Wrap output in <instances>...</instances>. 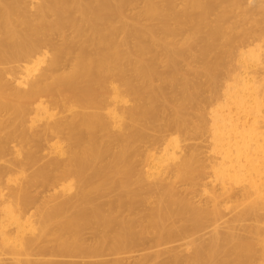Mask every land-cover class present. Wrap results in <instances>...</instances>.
<instances>
[{"label": "bare ground", "instance_id": "1", "mask_svg": "<svg viewBox=\"0 0 264 264\" xmlns=\"http://www.w3.org/2000/svg\"><path fill=\"white\" fill-rule=\"evenodd\" d=\"M0 264H264V0H0Z\"/></svg>", "mask_w": 264, "mask_h": 264}, {"label": "rangeland", "instance_id": "2", "mask_svg": "<svg viewBox=\"0 0 264 264\" xmlns=\"http://www.w3.org/2000/svg\"><path fill=\"white\" fill-rule=\"evenodd\" d=\"M193 143H194V142H193ZM185 144H186V143H184V142L179 143V144H178V149H181V147H183ZM168 149H169V147H168ZM203 151H206V150H205V149H200V151L197 153V155H198L199 159H201V160H200L201 163H203V164H207L208 162H206L204 156L201 154V152H203ZM203 161H205V162H203ZM208 180H209V179L206 178V179L204 180V183H206ZM201 189H203V187H201V188L198 189V193H197L196 195H199V194H200ZM48 194H49V193H48ZM48 194H46L45 196H47ZM144 253H146V252H144ZM141 254H143L142 251H141V248H132L131 250H129V251L126 253L125 256L130 257V258L128 259V261L131 262V261H132L133 259H135L137 256H141ZM59 260H60V259H58V261H59Z\"/></svg>", "mask_w": 264, "mask_h": 264}]
</instances>
